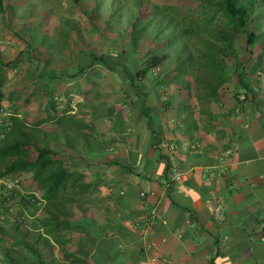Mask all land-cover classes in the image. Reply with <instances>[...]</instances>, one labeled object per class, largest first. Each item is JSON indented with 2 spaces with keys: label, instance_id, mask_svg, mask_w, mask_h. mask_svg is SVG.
<instances>
[{
  "label": "crops",
  "instance_id": "crops-1",
  "mask_svg": "<svg viewBox=\"0 0 264 264\" xmlns=\"http://www.w3.org/2000/svg\"><path fill=\"white\" fill-rule=\"evenodd\" d=\"M90 71L55 83L57 117L71 114L95 138L74 153L90 162L79 167L89 188L76 217L87 238L76 231L50 254L42 242L41 264H264V114L249 102L205 130L176 88L143 85L154 94L147 110L117 99L118 69L117 85ZM174 171L182 182L170 184Z\"/></svg>",
  "mask_w": 264,
  "mask_h": 264
},
{
  "label": "trees",
  "instance_id": "trees-1",
  "mask_svg": "<svg viewBox=\"0 0 264 264\" xmlns=\"http://www.w3.org/2000/svg\"><path fill=\"white\" fill-rule=\"evenodd\" d=\"M8 11L11 4L0 0L5 21ZM189 19L188 24L173 22L174 31L169 34L161 30L149 33L144 40L149 24L141 25L138 37L148 47L145 53L122 49L119 54H107L104 45L88 49L81 43L74 49L72 46L74 57L75 50L79 57L65 72L39 58L29 75V94L7 87V71L17 68L16 60L0 57V213L12 209L17 199L30 211L29 216H16L8 228L0 224V264H41L46 257L40 249L42 242L49 245L50 254L55 245L62 248L71 243L76 231L83 241L87 238L85 224L76 217L86 211L82 201L89 188L79 167L90 162L74 153L79 147H92L95 138L89 137L71 114L57 117L55 83L82 77L90 69L97 80L108 78L117 85L120 82L115 73L121 69L123 81L122 87L117 86V99L121 95L125 104L138 107L154 101L153 92L145 91L143 85L174 87L183 96V111L205 119V130H216L221 115L226 119L242 114L249 102L264 114V0H205L197 17ZM134 20L132 31L139 26L138 21L144 22L138 14ZM66 26L70 28L62 32L66 44L61 43L57 58L70 48L69 20ZM85 59H89L88 64H84ZM98 68L105 73L97 72ZM45 91L49 101L43 116H47L33 119L27 110L31 94ZM146 108L150 110L148 105ZM146 117L149 130L154 131L151 115ZM47 122L50 129L43 127ZM23 174L30 176L40 197L20 194L15 183L7 186L10 178L14 182ZM71 255L65 252V257Z\"/></svg>",
  "mask_w": 264,
  "mask_h": 264
},
{
  "label": "rangeland",
  "instance_id": "rangeland-1",
  "mask_svg": "<svg viewBox=\"0 0 264 264\" xmlns=\"http://www.w3.org/2000/svg\"><path fill=\"white\" fill-rule=\"evenodd\" d=\"M204 1L80 0L77 3L75 0H6L7 6L11 4V11L7 12V21L0 14V57L4 61L16 60L17 66L7 71V87L18 88L20 92L23 90L29 94L26 86L29 85L30 73L35 71L37 59L48 61V66L57 70L71 69L69 66L75 61L72 50L81 43L88 49L102 48L104 45L107 54H119L122 49H136L139 53H145L148 47L139 42L138 37L141 25L149 24L143 33V40L149 33L157 34L161 30L169 34L174 31L173 22L188 24L189 16L197 17ZM136 2L137 8L131 10ZM137 14L142 16L144 22L138 21L139 26L132 31L130 23ZM67 20L71 25L72 42L69 43L70 48L62 50V55L57 58L61 43L65 45L67 39L62 32L70 29L66 26ZM88 63L89 59H85L84 64ZM138 64L141 66L142 61ZM117 72L123 76L121 69ZM104 79V82H110L108 78ZM60 97L56 96L55 104H59ZM48 98L46 91L31 94L27 110L33 119L44 114L42 108ZM14 182L20 194L40 197L28 174L18 176ZM19 214L29 216L30 211L24 202L17 199L12 209L0 213V224L8 228Z\"/></svg>",
  "mask_w": 264,
  "mask_h": 264
},
{
  "label": "built area",
  "instance_id": "built-area-1",
  "mask_svg": "<svg viewBox=\"0 0 264 264\" xmlns=\"http://www.w3.org/2000/svg\"><path fill=\"white\" fill-rule=\"evenodd\" d=\"M182 180H183L182 174L180 172H178V171H174L173 174H172V178H171V183L170 184L179 183V182H182ZM13 183H15V182H11V181L10 182H6V184H7V186L9 188H11L13 186ZM144 195L145 194L142 193V196H144ZM218 210H220V207L218 208Z\"/></svg>",
  "mask_w": 264,
  "mask_h": 264
}]
</instances>
